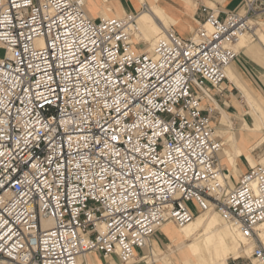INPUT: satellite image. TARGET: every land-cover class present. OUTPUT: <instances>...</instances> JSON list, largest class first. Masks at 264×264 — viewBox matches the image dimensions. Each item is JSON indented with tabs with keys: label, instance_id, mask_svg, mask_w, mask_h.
I'll list each match as a JSON object with an SVG mask.
<instances>
[{
	"label": "built area",
	"instance_id": "1",
	"mask_svg": "<svg viewBox=\"0 0 264 264\" xmlns=\"http://www.w3.org/2000/svg\"><path fill=\"white\" fill-rule=\"evenodd\" d=\"M84 5L0 0V264H79L90 253L124 264L163 224L210 209L264 264V161L228 188L216 109L203 105L264 0L222 16L202 7L189 38L170 27L150 50L137 14L93 20Z\"/></svg>",
	"mask_w": 264,
	"mask_h": 264
},
{
	"label": "crops",
	"instance_id": "2",
	"mask_svg": "<svg viewBox=\"0 0 264 264\" xmlns=\"http://www.w3.org/2000/svg\"><path fill=\"white\" fill-rule=\"evenodd\" d=\"M84 1V11L87 16L93 20L99 19L101 15L119 17L126 13H139L141 10V4L139 0ZM144 3L147 6L153 4L154 6L159 7L167 17L176 22V24L172 26L173 30L181 38L187 39L190 37L192 31L197 28L198 24H200V21H203L204 16L201 15V13L199 14L198 10L200 6L207 4L208 1L197 0L195 5L196 7H192V5L188 4L186 0H144ZM239 4V0H225L223 3H214L213 5L222 16V13L224 12L238 9ZM259 19V22L264 26V16L260 17ZM256 31L257 30L254 27L253 32L246 37H251L253 41L254 37H256ZM257 40L258 41L254 44L246 41V43L238 47L236 51L239 55L242 54L243 59H250L249 57H251L254 61L264 66V59H262L263 57L260 52V50L264 52V28L263 33L259 35ZM239 55L237 56V59ZM250 67L252 68V66ZM246 69L247 71H251L253 75V80L251 78L249 79L250 83L247 82V80H244L243 74L245 71L243 65L238 60H236L227 69L229 77L226 76L227 80L222 84V90L220 93L212 90L210 101L204 100L203 102V105L215 106L216 113L213 116L212 121L215 134L225 133L221 136V138L218 136L217 137L221 139L223 143L226 141L227 136L229 140L231 137H233V139L236 141L237 148L241 151V154L236 158V163L233 168L229 167L225 162V155H221V153L218 155V162L223 170L222 173H225L226 171L229 174V181L227 182L228 188H232L237 183L239 177L248 170L249 163L246 160L247 154L252 157L254 162H257L256 160L264 154V148L260 146L250 151V147L257 141L258 138L255 135L252 136V134L243 129L245 122L250 124V120H252L254 111L256 110L255 108L260 107V105L261 107H264V98L262 96L264 95V71L261 72V75H263L262 77H257L256 73L258 74V72H256L254 68L250 70L249 66H247ZM255 78H259L258 84L255 82ZM248 97L254 102L255 108H252L249 104ZM248 108L251 111V114H249L250 111L248 112ZM224 147L225 145L223 144V148ZM161 231L163 230H159L153 235L150 240L149 247L151 249L159 250L161 253H163V249L167 251L165 245L169 243V238L166 235V240H163V237H161L159 234ZM141 255H143V253H140V251L136 254L137 258H141ZM88 263L121 264L117 257L110 256L108 258H103L99 253L87 254L83 258L82 264ZM133 264H141V262H134Z\"/></svg>",
	"mask_w": 264,
	"mask_h": 264
},
{
	"label": "bare ground",
	"instance_id": "3",
	"mask_svg": "<svg viewBox=\"0 0 264 264\" xmlns=\"http://www.w3.org/2000/svg\"><path fill=\"white\" fill-rule=\"evenodd\" d=\"M139 2L141 4L140 12H133L131 14H137V24L139 31L138 37L140 41H142L141 47L145 48V50H150L155 39L162 35L165 30L172 27V25H175L176 22L167 17L159 7L154 6L153 4L147 6L145 5L144 0H139ZM186 2L192 5V7H195V4H191L189 0H186ZM104 16L106 15H101V17ZM171 23L172 25H169ZM250 34L251 33L244 34L240 37L239 41L235 45V51L237 50L236 48H238L241 42H243L242 45L246 43L248 39L246 36ZM227 69L225 72V76L229 77ZM248 102L251 107L254 108V105L251 104L250 100H248ZM258 109L260 111V116L257 114ZM257 110H255L256 112L254 111V115L252 117V120H250V124H247L245 122L243 126V129L252 134V136L256 133L264 131V107H261L260 105V107H257ZM249 114H251V111ZM224 134L225 133H219L215 135L221 137ZM262 140L263 139H260L259 141L257 140L250 147V151L259 147L262 144ZM224 145L225 147L220 153L221 155H225V162L227 163V165L233 168L236 163V158L241 154V151L237 148L236 141L235 139H233V137H231L229 140L227 136ZM246 160L251 167L255 166L256 162H254L249 154L246 155ZM263 161L264 158L261 159V162ZM222 177L229 179V174L227 172L222 173L221 178ZM195 218L189 224L177 229L174 228L175 226L171 222L163 224L160 228V230L165 231L166 235L169 238V243L165 245V248L167 250H170L171 253L176 257L177 263L228 264L229 259L239 260L243 255L249 256L250 250L253 251V243L244 240L235 230L233 224L224 222L222 224L221 220H219V218H217L212 213L211 209L207 212L202 213L201 215L199 214L196 220ZM50 224L51 221L48 220L43 223V227H48L50 226ZM256 232L261 244L264 246V223L260 224L256 228ZM238 241H241L242 245L238 244ZM141 251H144L143 255H141V258H132L124 264H133L134 262H141V264H153L157 260H161L163 264L170 263L167 254L161 253L159 250L151 249L149 248V245ZM85 256L79 259V264H82V260ZM193 259L196 260V263L193 262Z\"/></svg>",
	"mask_w": 264,
	"mask_h": 264
},
{
	"label": "rangeland",
	"instance_id": "4",
	"mask_svg": "<svg viewBox=\"0 0 264 264\" xmlns=\"http://www.w3.org/2000/svg\"><path fill=\"white\" fill-rule=\"evenodd\" d=\"M208 1V3L207 4H204L203 6H200L199 7V10H198V12H199V14L201 13V15H203L204 17H205V15L201 12V8L202 7H209L210 6V8L211 9H215L214 8V3H223L225 0H207ZM189 2L191 3V4H195L196 5V2H197V0H189ZM242 2V0H239V3H241ZM211 4V5H210ZM196 7V6H195ZM203 20H204V18H203ZM259 20L260 19H257L256 21H255V29L257 30L256 31V37H254V40L252 41V39H251V37H248V39H247V41H249V42H251V43H255V42H257L258 40H257V38L259 37V35L261 34V33H263V28H264V26H263V24H261L260 22H259ZM203 21H200V23H202ZM253 24H254V22H253ZM169 25H172V23L171 24H169ZM173 26V25H172ZM192 33H193V31H192ZM191 33V34H192ZM242 43L243 42H241V44H239V46L238 47H240V46H242ZM236 49H238V48H236ZM260 52H261V55H262V59H264V52L263 51H261L260 50ZM3 55H4V51L3 50H1L0 51V58H2L3 57ZM239 55V54H238ZM250 59H248V58H245V59H243L242 58V54H240L239 55V57H238V61L243 65V68H244V71L246 72H244V74H243V77H244V80H247V82H249L250 83V81H249V79L251 78L252 80H253V75H252V73H251V71H247V69H246V67L247 66H249V69L251 70L252 68H254V70H256V72H258V74L256 73V76L258 77V76H263V75H261V72L262 71H264V66H262L260 63H258V62H256V61H254L251 57H249ZM250 66H252V68L250 67ZM259 79V78H258ZM258 79H254L255 80V82L258 84ZM255 93H257L256 91H254ZM259 94V93H258ZM262 95V94H261ZM263 96V98H264V95H262ZM248 100H250V102H251V104L252 105H254V102L248 97ZM255 106V105H254ZM248 107V106H247ZM255 108V107H254ZM256 110H257V107L255 108ZM248 110V112L250 111L249 110V108L247 109ZM258 111V115L260 116V111H259V109L257 110ZM256 112V111H255ZM215 115V114H214ZM254 115V114H253ZM255 136L258 138L257 140L259 141L260 139H263L262 140V144L260 145V147H262V148H264V131H262V132H260V133H256L255 134ZM221 138V137H220ZM225 143V142H224ZM258 148V147H257ZM263 156H264V154L263 155H261L256 161L258 162V161H260L261 159H263ZM226 172V171H225ZM212 210V209H211ZM212 213L217 217V218H219V220H221V222H222V224H223V222L224 223H227L226 221H224L223 219H222V217H220L215 211H213L212 210ZM201 215V214H200ZM199 216V215H198ZM198 216H196V218L198 217ZM196 218H195V220H196ZM194 220V221H195ZM229 224V223H228ZM174 225V224H173ZM175 226V225H174ZM173 226V227H174ZM174 228H178L177 226H175ZM160 234V236L161 237H163V240H166V233H165V231H161V233H159ZM238 244H241L242 245V242L241 241H238ZM150 248V247H149ZM163 251V253L164 254H167L168 255V258H169V261H170V263L171 264H182V263H177V260H176V257L171 253V251L170 250H165V249H163L162 250ZM251 251L252 250H250V254H249V256H246V255H243V256H241V258L239 259V260H231V259H229L228 260V264H251L253 261H254V259L251 257ZM140 253H144V251L142 252V251H140ZM193 262L194 263H196V260L195 259H193ZM169 263V264H170ZM153 264H163L162 263V261L161 260H157L156 262H154Z\"/></svg>",
	"mask_w": 264,
	"mask_h": 264
}]
</instances>
